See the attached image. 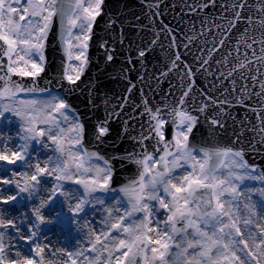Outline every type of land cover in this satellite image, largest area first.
Wrapping results in <instances>:
<instances>
[{
    "label": "snow or ice",
    "instance_id": "obj_1",
    "mask_svg": "<svg viewBox=\"0 0 264 264\" xmlns=\"http://www.w3.org/2000/svg\"><path fill=\"white\" fill-rule=\"evenodd\" d=\"M138 5L0 0V264H264V165L248 159L264 155V0ZM117 32L141 66L163 52V68L151 97L132 99L129 80L120 111L89 129L71 97L93 44L114 60ZM129 103L118 138L132 148L108 155ZM117 161L135 167L118 188Z\"/></svg>",
    "mask_w": 264,
    "mask_h": 264
},
{
    "label": "water",
    "instance_id": "obj_2",
    "mask_svg": "<svg viewBox=\"0 0 264 264\" xmlns=\"http://www.w3.org/2000/svg\"><path fill=\"white\" fill-rule=\"evenodd\" d=\"M110 4H114L115 0H108ZM123 2L129 4L132 11L139 13L141 11L138 0H123ZM169 4L176 3L180 4L182 0H167ZM190 3L191 0H188ZM185 11H187L185 9ZM127 19H132L131 12L127 14ZM165 23H170L175 29L177 23L180 22V17L178 12L169 11L166 17H163ZM103 27V23L100 24ZM190 27V25H189ZM197 27L199 25L197 24ZM99 33V28L96 29ZM125 33L130 34L127 27V21H125ZM101 35H108V33H99ZM191 33H189L190 35ZM117 37V42L112 46L115 47V58L111 62H107L103 54V50L99 49L95 44L90 47L89 55L91 57V64L85 75L82 77L83 83L80 89L71 97V103L77 110L80 119L88 126L89 129L97 122V120H103L105 117V112L112 111L114 108L116 111H120L119 105L121 97L127 95L126 89L130 86L128 81L131 80L132 83L136 84V89L132 92V99H139L138 89L143 88L144 92L151 97L152 93L150 88H156V79H149L150 77L159 76L160 70L163 68L162 63H158V59L164 56V53L157 49L156 52L148 54L145 60V65L141 66L138 62L137 53L133 49L128 50L127 44L121 46L118 43V32L112 33ZM52 37H50V41ZM95 40V38H94ZM166 43V42H165ZM58 45V41H56ZM195 50V49H194ZM183 51V48H181ZM46 55L49 61H55L59 64L62 57V52L54 50L53 47H48ZM235 55V53H234ZM132 57V63H127V58ZM125 69H131L130 71H125ZM143 75L145 77L144 81L139 79V76ZM209 81H204V83H209ZM43 86V84H41ZM162 86V85H161ZM166 86V84H165ZM199 87V84L197 85ZM130 111L129 107L125 108V114H122L120 119L115 117L112 118L110 127L111 135L108 137V144L105 146L104 151L108 155L114 153H123L125 149L131 150L132 141L128 139L127 136H119L122 133L123 121L127 119L126 113ZM243 115V109L240 110ZM235 114V113H234ZM249 115H251L249 113ZM229 125L231 121L229 120ZM133 128L135 131H133ZM140 131L139 123L137 121H130L129 124V134L138 135ZM203 129L196 131V137L198 140L201 139ZM229 137H232L231 130L228 133ZM248 139L250 137H245L243 140L244 145H247ZM112 142H115V146H112ZM227 140L221 141V143H226ZM248 159L250 162H254L257 165H264V155H259L256 152L249 150ZM135 174V167L127 162L121 164L119 161L115 164V176H114V187L121 186L127 179Z\"/></svg>",
    "mask_w": 264,
    "mask_h": 264
},
{
    "label": "rangeland",
    "instance_id": "obj_3",
    "mask_svg": "<svg viewBox=\"0 0 264 264\" xmlns=\"http://www.w3.org/2000/svg\"><path fill=\"white\" fill-rule=\"evenodd\" d=\"M54 243L56 244L57 247L60 246L59 242L58 241H55V238H54Z\"/></svg>",
    "mask_w": 264,
    "mask_h": 264
}]
</instances>
